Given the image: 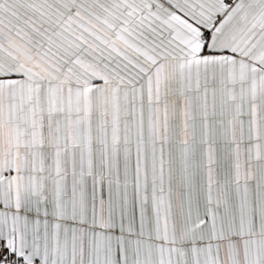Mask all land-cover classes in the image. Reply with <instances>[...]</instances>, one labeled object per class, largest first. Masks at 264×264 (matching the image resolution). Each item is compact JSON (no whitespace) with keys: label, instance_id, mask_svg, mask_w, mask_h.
<instances>
[{"label":"snow or ice","instance_id":"1","mask_svg":"<svg viewBox=\"0 0 264 264\" xmlns=\"http://www.w3.org/2000/svg\"><path fill=\"white\" fill-rule=\"evenodd\" d=\"M0 264H264V0H0Z\"/></svg>","mask_w":264,"mask_h":264}]
</instances>
